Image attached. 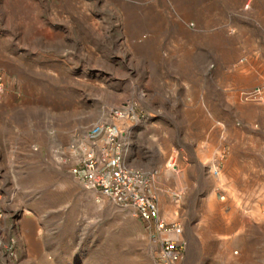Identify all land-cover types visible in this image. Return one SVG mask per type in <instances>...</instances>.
Returning <instances> with one entry per match:
<instances>
[{
    "label": "rangeland",
    "instance_id": "374dc122",
    "mask_svg": "<svg viewBox=\"0 0 264 264\" xmlns=\"http://www.w3.org/2000/svg\"><path fill=\"white\" fill-rule=\"evenodd\" d=\"M216 1L0 0V102L10 118L0 133V264H156L150 225L71 172L70 147L99 123L124 128L131 163L158 171L162 216L188 242L182 264H209L215 241L231 251L221 264H241L238 237L224 228L264 226V168L224 167L222 141L191 118L187 87L216 71L239 74L247 89L262 83L264 0H221L223 12L198 14ZM128 104L138 121L115 116ZM246 104L255 109L232 124L233 162L264 152V106ZM246 184L261 188L229 189Z\"/></svg>",
    "mask_w": 264,
    "mask_h": 264
},
{
    "label": "built area",
    "instance_id": "2783aa9c",
    "mask_svg": "<svg viewBox=\"0 0 264 264\" xmlns=\"http://www.w3.org/2000/svg\"><path fill=\"white\" fill-rule=\"evenodd\" d=\"M240 99L244 103L264 106V80L253 88L242 90ZM115 116L123 121H138L129 104L118 109ZM125 134L126 130L116 124L99 123L88 127L86 144L76 142L70 147L75 158L71 172L86 189L96 191L122 208L132 209L137 217L150 225L159 244L156 264H182L188 250L184 227L180 222L169 223L163 218L160 194L156 189L159 173L131 163ZM62 156L67 162V150ZM212 172L220 173L218 167H213Z\"/></svg>",
    "mask_w": 264,
    "mask_h": 264
},
{
    "label": "crops",
    "instance_id": "0c3cea01",
    "mask_svg": "<svg viewBox=\"0 0 264 264\" xmlns=\"http://www.w3.org/2000/svg\"><path fill=\"white\" fill-rule=\"evenodd\" d=\"M222 2L224 1L217 0L215 3H212L213 6L199 10L198 14L205 15L214 12L217 15L225 9ZM232 2L230 0V3ZM226 3L228 2L226 1ZM197 5L207 6L204 2H198ZM199 15V23L202 25L211 24L209 21L203 22L204 18L201 17L200 19ZM238 66L239 64L236 65V67ZM229 71L231 72V69H229ZM227 72L222 75L220 71H216L208 81L203 80L201 82L199 78L197 80L195 78L192 80L190 88L187 87L191 90L193 95L191 118L194 123L198 121V126H201L203 136L209 139L218 137L217 139L222 141L223 148L225 149L223 153L225 168L235 167L237 169L247 166L254 168L261 167L263 169L264 152L257 151L253 153L252 151H245L244 153H238L240 158L239 161H232V152L230 151L232 124L234 121H238L239 118L242 119L245 112L247 116H250L251 114L247 111L255 108H250L249 104L243 103L242 101H232L233 94L238 97V93L247 88H245L246 83L244 78H241L237 73L233 74ZM159 89H164V86H161ZM200 94L203 95L202 98L205 100L201 103L197 101ZM4 107V104L0 102V133L2 130L1 128L5 126L3 121L5 122L6 119L10 120L9 116L4 114ZM260 188V186L255 184L235 185L234 187H232V185L229 186V189L238 190ZM241 196H239L238 199L240 204H247L249 202L254 204L262 200L263 195L254 198ZM228 231L230 235L236 234V237H238L235 243L239 246L238 253L241 255V264H264V226L260 220L240 219L234 224H231L229 228H224V232L227 233ZM230 252V250L228 251L223 246H220L217 241L213 242L207 246V253L210 255L208 258L209 264H221V259Z\"/></svg>",
    "mask_w": 264,
    "mask_h": 264
},
{
    "label": "bare ground",
    "instance_id": "6f19581e",
    "mask_svg": "<svg viewBox=\"0 0 264 264\" xmlns=\"http://www.w3.org/2000/svg\"><path fill=\"white\" fill-rule=\"evenodd\" d=\"M172 169H174V165H173ZM212 173H213V172H212Z\"/></svg>",
    "mask_w": 264,
    "mask_h": 264
}]
</instances>
